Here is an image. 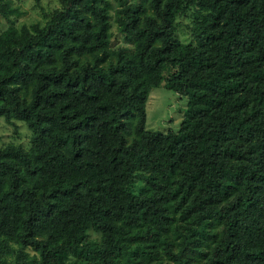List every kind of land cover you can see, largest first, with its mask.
Instances as JSON below:
<instances>
[{
  "label": "trees",
  "instance_id": "obj_1",
  "mask_svg": "<svg viewBox=\"0 0 264 264\" xmlns=\"http://www.w3.org/2000/svg\"><path fill=\"white\" fill-rule=\"evenodd\" d=\"M20 13L0 0V117L28 130L0 145V264H264V0ZM157 85L175 131L144 127Z\"/></svg>",
  "mask_w": 264,
  "mask_h": 264
},
{
  "label": "rangeland",
  "instance_id": "obj_2",
  "mask_svg": "<svg viewBox=\"0 0 264 264\" xmlns=\"http://www.w3.org/2000/svg\"><path fill=\"white\" fill-rule=\"evenodd\" d=\"M13 5L18 6L21 13L18 16H10L13 25L29 23L41 19L57 5V0H11ZM180 23H186V18H178ZM181 26V25H180ZM12 29L8 21L0 16V34ZM110 41L118 43V36L115 27L110 26ZM17 32H14L16 35ZM176 34L181 40H186L188 35L184 28L179 27ZM185 95L165 88L162 85L151 87L144 103V127L146 129L158 130L161 132L175 131L185 108ZM11 142L23 148L28 145V130L20 120L6 122L0 117V145ZM142 183V177L138 174L133 177L131 189L137 191ZM91 237L94 234L90 235Z\"/></svg>",
  "mask_w": 264,
  "mask_h": 264
}]
</instances>
